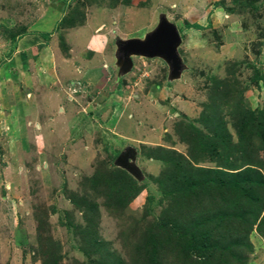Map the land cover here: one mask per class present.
Segmentation results:
<instances>
[{
	"label": "rangeland",
	"instance_id": "374dc122",
	"mask_svg": "<svg viewBox=\"0 0 264 264\" xmlns=\"http://www.w3.org/2000/svg\"><path fill=\"white\" fill-rule=\"evenodd\" d=\"M162 14L180 77L143 57L119 75L116 40ZM127 147L133 187L114 165ZM250 166L264 177V0H0V264H217L226 247L264 264V211L185 256L158 225L221 205L202 181L197 207L175 204L177 184Z\"/></svg>",
	"mask_w": 264,
	"mask_h": 264
},
{
	"label": "trees",
	"instance_id": "16d2710c",
	"mask_svg": "<svg viewBox=\"0 0 264 264\" xmlns=\"http://www.w3.org/2000/svg\"><path fill=\"white\" fill-rule=\"evenodd\" d=\"M225 169V171L216 170L212 173L225 174L227 176H230V179H228L226 182L223 181L220 184V178L218 179L217 176L212 178V173L206 171L205 174H200L201 177H192L188 182L186 181L185 183H183V181L180 184H177V189L176 191H174L175 194H172L170 196L172 202L175 204H178L181 200H183L187 204L189 203L193 205L190 206L191 208H195L197 207V201L194 199L199 198V195L197 196L196 192H189V190L193 186L196 187L197 184L200 185L199 183H201L202 181L203 183L201 184V190L209 196L211 195V191L218 188L222 201L221 205L217 209L216 214L213 216V218L217 220L216 222L212 220L213 218H205L203 216H199V211L198 213H195L191 218L189 216V223L185 222L184 224H181L178 221L179 219L175 218L170 222L163 221L158 224L160 228L165 227V229L162 230L164 232L166 231L167 235L165 237L167 239L176 240L174 243L176 247L179 248V250L177 249V253L181 252L180 254H184L185 256L187 255V253H191L190 251L208 250L212 241V238L210 236L212 235L214 230H224V225H222V223L230 224V222L238 219V217L239 219L247 220L249 223L248 227L246 228L248 234V232L252 231V228L260 218V214L264 211V177L258 172V170L251 166L237 172H230L234 169ZM117 170L120 174L129 179L127 183L130 182L131 186L133 187L134 182L132 181L130 175L122 169ZM131 186L127 185L126 189L129 190L130 192L128 193L132 195L136 192V190ZM201 194L204 195L203 193ZM119 200L121 201V198H118L116 202H119ZM262 219H264V215L263 217H261L260 222L262 221ZM212 222L214 223L211 224ZM238 231L240 232L241 230L238 229ZM218 253L220 255L215 253V256H212L211 258L214 259L217 264H220L221 262L222 264H229V262L231 261L229 257L233 256V251L231 250V248L226 247L224 253Z\"/></svg>",
	"mask_w": 264,
	"mask_h": 264
},
{
	"label": "water",
	"instance_id": "95a60500",
	"mask_svg": "<svg viewBox=\"0 0 264 264\" xmlns=\"http://www.w3.org/2000/svg\"><path fill=\"white\" fill-rule=\"evenodd\" d=\"M180 43L177 27L162 14L155 28L143 39L116 40L115 57L118 74L123 75L131 70L132 57L159 58L168 66V79H178L185 68L177 51ZM135 159V150L127 147L116 157L114 165L126 171L133 178L141 180L142 174L135 165Z\"/></svg>",
	"mask_w": 264,
	"mask_h": 264
}]
</instances>
